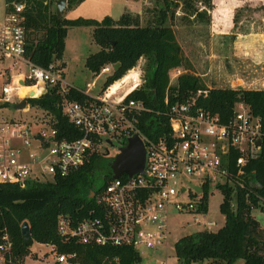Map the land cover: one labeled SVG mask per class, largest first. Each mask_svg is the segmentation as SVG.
<instances>
[{
	"label": "built area",
	"instance_id": "2783aa9c",
	"mask_svg": "<svg viewBox=\"0 0 264 264\" xmlns=\"http://www.w3.org/2000/svg\"><path fill=\"white\" fill-rule=\"evenodd\" d=\"M24 8L22 0L5 2L0 24V101L26 100L23 111L36 107L41 113L33 114L31 119L0 122V183L23 188L55 181L83 165L92 151L108 154L105 146L110 145L116 154L131 136L137 135L144 147L142 172L112 177L95 195L98 207L92 209L90 216L72 223L69 217L59 215L58 233L85 245L131 246L140 252L141 248L156 251L166 247L170 212H191L197 223L213 226V221L198 219L205 216L200 208L204 187L207 184L222 192L221 186L243 188L245 179L251 180L248 165L262 149L260 117L248 105L237 102L231 115L222 119L197 104V97L206 94V90H197L190 98L171 104L165 96L163 115L167 121L159 124L167 130L156 138L148 137L138 127L142 114L161 112L147 108L142 100L127 98L140 87L133 77L128 79L132 82L128 88L118 85L112 90L116 80L97 93H90L95 86L93 80L82 90L85 99L71 100L66 95L76 87L65 79L63 67L56 63L42 67L26 58ZM8 59V66L4 65ZM20 64L27 70L17 67ZM7 68L11 72H6ZM13 68L21 71L13 74ZM112 68L102 67L96 77L107 76ZM181 73L180 67L169 71V86ZM22 87H34V95H29L33 91L23 93ZM52 88L63 96L62 113L81 132L79 137H59L54 116L27 102ZM193 185L203 190L198 193ZM2 239L0 263L11 255L8 234L4 233ZM54 258L57 264H80L75 252H58Z\"/></svg>",
	"mask_w": 264,
	"mask_h": 264
},
{
	"label": "trees",
	"instance_id": "16d2710c",
	"mask_svg": "<svg viewBox=\"0 0 264 264\" xmlns=\"http://www.w3.org/2000/svg\"><path fill=\"white\" fill-rule=\"evenodd\" d=\"M22 1L25 3V56L33 64L47 67L58 61L57 67H64L65 38L68 28L74 26L91 27L92 39L99 46L86 56L85 67L96 75L102 67L113 66L103 81V88L122 78L140 58L146 60L145 82L132 90L127 98L142 100L147 108L161 112L159 115L151 111L142 114L138 127L148 137L156 138L167 130L159 124L167 121L163 115L165 96L171 104L190 98L197 90H206V94L197 97V104L222 119L231 115L237 102L248 105L260 117L262 149L248 165L251 180L245 179L243 188L221 186L223 198L219 208L224 223L216 230L202 229L185 234L174 242L173 247L177 264H233L237 259H242L243 264H264V228L252 215L253 209L264 210V89L211 87L200 76L188 71L181 73L174 85L168 84L171 69L191 70L192 64L166 21L174 16L177 7L182 10V18L187 14L202 16L204 12L194 8L193 2H203L208 7L210 0H160L154 21L144 25L138 14L129 11L117 19L108 15L100 20L81 16L58 18L55 0ZM76 3L77 0H67L68 6ZM66 97L71 100L86 98L78 88L70 89ZM62 98L57 89L52 88L27 102L54 116L59 137H79L81 132L62 113ZM8 105L12 103H0V108ZM104 154L101 150L92 151L83 165L52 182L32 183L23 188L0 183V243L4 233L11 241V255L0 264L24 263L30 248L24 245L21 236L23 221L29 224L33 242L53 244L58 252H75L80 264H137L141 261L139 252L131 246L85 245L75 239H65L57 231L59 215L76 223L90 216L92 209H97L95 195L112 178ZM207 191L206 184L200 205L204 213L207 211Z\"/></svg>",
	"mask_w": 264,
	"mask_h": 264
},
{
	"label": "rangeland",
	"instance_id": "374dc122",
	"mask_svg": "<svg viewBox=\"0 0 264 264\" xmlns=\"http://www.w3.org/2000/svg\"><path fill=\"white\" fill-rule=\"evenodd\" d=\"M131 1L133 2L130 10L128 8ZM79 2L77 0L76 4ZM160 2V0H85L77 6L70 17L82 16L100 19L109 15L117 19L128 10L131 14H138L140 23L144 25L154 21ZM193 3L194 8L204 12L202 16L196 17L193 14H187L182 18V10L177 7L174 16L166 21L171 25L185 56L192 64L191 70H186L183 67L180 69L183 72H193L200 76L205 84L211 87L264 89V75L259 76L262 67H264V47H261L264 44L255 48L254 44L258 40L250 38V36L248 39V33H264V0H210L211 5L208 7L203 2ZM70 7L66 3L60 17H64V13ZM4 13L5 0H0V24L3 21ZM87 28L86 26L68 28L67 46L64 51L67 67L63 71L67 82L81 90H85L87 83L94 80L95 86L90 93H97L100 88H103L102 84L106 74L96 77L84 65L86 56L99 49L92 39L91 32H87ZM240 35H246L245 40ZM249 47L253 48L250 50ZM54 63L58 64L59 62L55 61ZM17 67H21L22 71L27 70L24 64ZM108 67L113 66L108 65ZM146 69V60L140 58L136 66L128 70L121 79L117 80L118 83L113 85L118 84L123 89L128 88L132 83L128 79L133 77L134 81L139 83L138 86H141L146 79ZM21 70L13 68L12 73L16 74ZM6 72H11V69L7 68ZM2 83L3 80L0 78V91ZM173 83L175 84L176 81ZM17 103L19 101L14 100L12 105L0 108V122L14 118L31 119L33 114L41 113V109L36 107H31L28 112L23 111L24 107L15 109L14 106ZM105 148L109 153H103L109 163L114 158L116 149L110 145H106ZM193 188L198 193L203 190L199 185H193ZM222 198L223 194L219 189L208 186L207 211L205 216H198V219L200 222L202 219L213 221L214 225L210 227L197 223L194 220V213L170 212L167 217L170 234L166 247L156 251L141 248L139 252L141 261L137 264H160V261H166V264H177L173 246L179 237L202 229L215 230L224 223V215L219 208ZM252 215L264 227V210L253 209ZM29 248L30 251L23 264L55 263L54 255L58 253L56 248L51 249L49 245L43 243H33ZM210 264L215 263L210 262ZM233 264H243V260L237 259Z\"/></svg>",
	"mask_w": 264,
	"mask_h": 264
},
{
	"label": "water",
	"instance_id": "95a60500",
	"mask_svg": "<svg viewBox=\"0 0 264 264\" xmlns=\"http://www.w3.org/2000/svg\"><path fill=\"white\" fill-rule=\"evenodd\" d=\"M67 0H55V13L59 18L61 12L66 6ZM31 95V93L29 94ZM26 100H22L17 103L14 108L20 109L25 107ZM144 163V147L143 143L137 135H133L128 139L125 146L119 147L118 152L114 155V158L110 161V169L112 177L116 178L122 174L128 176L142 172ZM21 236L24 245L30 247L33 244V238L30 233V227L27 221H23L20 227Z\"/></svg>",
	"mask_w": 264,
	"mask_h": 264
},
{
	"label": "crops",
	"instance_id": "0c3cea01",
	"mask_svg": "<svg viewBox=\"0 0 264 264\" xmlns=\"http://www.w3.org/2000/svg\"><path fill=\"white\" fill-rule=\"evenodd\" d=\"M83 1H85V0H82L81 2H79L78 4H74V5H72L68 10H66V13H64V17H66V18H76V17H70V15L71 14H73V12L75 11V9L77 8V6L78 5H80V4H82V2ZM130 1V0H129ZM132 2L133 1H131L130 2V5H129V8L128 7H126V8H128V9H130V6L132 5ZM131 10V9H130ZM128 11V10H127ZM106 16V15H105ZM109 16V15H108ZM77 17H79V16H77ZM82 17V16H81ZM104 17V16H103ZM102 17V18H103ZM111 17V16H110ZM88 18V17H87ZM89 18H91V17H89ZM96 19V18H95ZM101 19V18H100ZM100 19H98V20H100ZM114 19V18H113ZM89 28H91V27H88L87 28V32H91V29H89ZM67 34H68V31H67ZM249 35H248V39H249V36H250V38H255L256 40H258V41H256V43L254 44V46H255V48H259L260 47V45H263L264 44V33H248ZM252 34V35H251ZM240 36H243V39L245 40V36L246 35H240ZM252 36V37H251ZM67 37V36H66ZM239 43V42H238ZM66 46H67V42H66V38H65V48H66ZM250 46H253V45H250ZM253 46V47H254ZM253 47H249V49L250 48H253ZM261 47H264V46H261ZM65 48H64V51H65ZM251 50V49H250ZM62 61L64 62V67H63V69L65 68V67H67V62L64 60V52H63V57H62ZM8 61H5V63H4V65H8ZM239 72H241V71H239ZM242 73V72H241ZM65 75V74H64ZM235 75H237V74H235ZM261 75H264V67H262V71H261V73H260V75L259 76H261ZM240 76V75H239ZM240 79V78H239ZM93 81V80H92ZM91 81V82H92ZM88 83H90V82H88ZM263 227V226H262ZM264 228V227H263ZM216 230V229H215ZM33 243H38V242H33ZM40 244H42V243H40ZM196 264V263H195Z\"/></svg>",
	"mask_w": 264,
	"mask_h": 264
},
{
	"label": "bare ground",
	"instance_id": "6f19581e",
	"mask_svg": "<svg viewBox=\"0 0 264 264\" xmlns=\"http://www.w3.org/2000/svg\"><path fill=\"white\" fill-rule=\"evenodd\" d=\"M113 87H111L112 90L116 89L118 87V84L117 85H112ZM25 89V91H24ZM28 91H33L31 94L34 95V87H22V92L25 93V92H28Z\"/></svg>",
	"mask_w": 264,
	"mask_h": 264
},
{
	"label": "flooded vegetation",
	"instance_id": "af4514ba",
	"mask_svg": "<svg viewBox=\"0 0 264 264\" xmlns=\"http://www.w3.org/2000/svg\"><path fill=\"white\" fill-rule=\"evenodd\" d=\"M112 158H113V157H112ZM109 164H110V162L108 163V167H109V169H110V166H109ZM108 172H109V170L107 169L106 173H108ZM110 174H111V176H112L111 169H110Z\"/></svg>",
	"mask_w": 264,
	"mask_h": 264
}]
</instances>
